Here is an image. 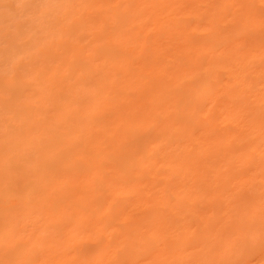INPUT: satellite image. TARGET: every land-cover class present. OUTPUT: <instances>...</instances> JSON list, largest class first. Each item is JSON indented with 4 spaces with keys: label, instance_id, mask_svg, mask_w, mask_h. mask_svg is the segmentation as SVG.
I'll list each match as a JSON object with an SVG mask.
<instances>
[{
    "label": "bare ground",
    "instance_id": "1",
    "mask_svg": "<svg viewBox=\"0 0 264 264\" xmlns=\"http://www.w3.org/2000/svg\"><path fill=\"white\" fill-rule=\"evenodd\" d=\"M0 264H264V0H0Z\"/></svg>",
    "mask_w": 264,
    "mask_h": 264
},
{
    "label": "rangeland",
    "instance_id": "2",
    "mask_svg": "<svg viewBox=\"0 0 264 264\" xmlns=\"http://www.w3.org/2000/svg\"><path fill=\"white\" fill-rule=\"evenodd\" d=\"M259 257H260V255L254 256V262H257L259 260Z\"/></svg>",
    "mask_w": 264,
    "mask_h": 264
}]
</instances>
